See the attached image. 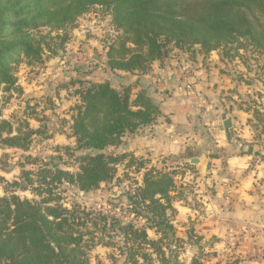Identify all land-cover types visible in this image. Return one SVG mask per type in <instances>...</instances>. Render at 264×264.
<instances>
[{
    "label": "trees",
    "instance_id": "obj_1",
    "mask_svg": "<svg viewBox=\"0 0 264 264\" xmlns=\"http://www.w3.org/2000/svg\"><path fill=\"white\" fill-rule=\"evenodd\" d=\"M95 6L108 10L115 29L106 50L111 72L145 75L170 44L200 46L204 53L250 48L264 56V0H0V92L19 90L16 69L22 62L41 65L47 48L55 52L42 28L62 30ZM225 56L233 58L229 52ZM132 92V86L118 90L110 82H89L78 92L71 130L76 151L83 154L68 151L78 170L41 161L22 171L20 189L33 200L0 197V264H93L96 245L118 250L123 264H180L170 249L177 240L171 223L177 173L127 153H106L161 114L146 90L134 97ZM35 135L39 132L28 127L16 131L0 114L1 145L28 151ZM124 164L135 173L144 171L142 182L124 192V215L69 205L66 186L96 191L113 183ZM141 220L145 225H138ZM149 226L158 240L149 237Z\"/></svg>",
    "mask_w": 264,
    "mask_h": 264
},
{
    "label": "rangeland",
    "instance_id": "obj_2",
    "mask_svg": "<svg viewBox=\"0 0 264 264\" xmlns=\"http://www.w3.org/2000/svg\"><path fill=\"white\" fill-rule=\"evenodd\" d=\"M104 10L107 9L92 7L89 13L80 16L62 30L42 28L43 36L55 52L50 53L47 48L41 65L22 62L16 69L19 90L0 92L2 120L10 122L16 131L28 127L39 132V135L33 137L28 151L0 144V197L17 195L21 199L33 200L34 196L29 191L23 192L20 189L23 183L22 171L36 169L41 161L75 173L78 165L68 151L76 156L83 154L76 151V141L71 130L74 108L80 103L78 92L88 86L89 82L98 84L115 78L120 90L127 87L117 79L122 78V75L113 72L114 76H111L106 63V50L115 29L111 26L110 15ZM168 51L173 59L180 57L183 52L191 59L212 53L215 55L214 61L220 73L241 87L240 93L234 90V94L228 97L236 98V94V104L242 105L249 112L251 118L247 125L254 133L257 145L263 150L261 158H264V56L250 48L235 50V47L204 53L200 46L176 47L170 44ZM227 52L232 59L225 56ZM187 71L190 72L189 69ZM191 77L195 86L196 76L192 74ZM131 86L134 97L138 93L135 90L137 87ZM137 133L139 131L125 135L119 147L111 148L106 153H127L138 160L149 161V167L177 173V190L172 194L175 212L171 217L177 240L171 244L170 249L177 254L179 263L264 264V228L251 227L246 224L247 219H225L217 206L211 210L202 197L207 190H211V186L204 185L200 178L196 179L194 167L182 158L151 159L136 157L133 152H128L126 149ZM29 161L31 164H28ZM133 169L126 167V164L119 165L113 183L103 184L98 190L89 193H81L74 187L66 186L68 190L65 196L68 197L69 205L74 202L87 209L124 215L120 210H127L124 192L135 181L141 183L144 173H135ZM113 205H119L117 210ZM131 220L130 217L126 221ZM137 223L139 226L145 225L142 220ZM155 231L149 226L147 232L152 240L160 238ZM91 257L93 264H123L125 261L118 250L102 245L93 248Z\"/></svg>",
    "mask_w": 264,
    "mask_h": 264
},
{
    "label": "crops",
    "instance_id": "obj_3",
    "mask_svg": "<svg viewBox=\"0 0 264 264\" xmlns=\"http://www.w3.org/2000/svg\"><path fill=\"white\" fill-rule=\"evenodd\" d=\"M212 55L191 59L183 52L173 59L168 51L145 75L117 72L122 85L146 90L161 111L155 123L138 130L126 150L136 157L182 158L194 167L196 179L211 186L202 196L211 210L217 206L225 219H247L251 227L264 228L263 150L247 125L249 112L236 104V94L228 97L241 87L220 73ZM183 72L196 76L191 92ZM109 82L118 88L116 78ZM224 111L232 120L230 130L223 126Z\"/></svg>",
    "mask_w": 264,
    "mask_h": 264
},
{
    "label": "built area",
    "instance_id": "obj_4",
    "mask_svg": "<svg viewBox=\"0 0 264 264\" xmlns=\"http://www.w3.org/2000/svg\"><path fill=\"white\" fill-rule=\"evenodd\" d=\"M182 78H183V81H184V84H185V87L191 91L194 87V80H193V77H191V75L189 74H186L184 73L182 75Z\"/></svg>",
    "mask_w": 264,
    "mask_h": 264
},
{
    "label": "water",
    "instance_id": "obj_5",
    "mask_svg": "<svg viewBox=\"0 0 264 264\" xmlns=\"http://www.w3.org/2000/svg\"><path fill=\"white\" fill-rule=\"evenodd\" d=\"M223 126L225 130H230L232 128V120L227 117V112L224 111L222 114ZM194 163V162H192Z\"/></svg>",
    "mask_w": 264,
    "mask_h": 264
}]
</instances>
